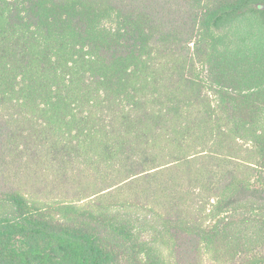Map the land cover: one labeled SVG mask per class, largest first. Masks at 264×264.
<instances>
[{
	"label": "trees",
	"instance_id": "obj_1",
	"mask_svg": "<svg viewBox=\"0 0 264 264\" xmlns=\"http://www.w3.org/2000/svg\"><path fill=\"white\" fill-rule=\"evenodd\" d=\"M264 264V0H0V264Z\"/></svg>",
	"mask_w": 264,
	"mask_h": 264
},
{
	"label": "rangeland",
	"instance_id": "obj_2",
	"mask_svg": "<svg viewBox=\"0 0 264 264\" xmlns=\"http://www.w3.org/2000/svg\"><path fill=\"white\" fill-rule=\"evenodd\" d=\"M208 264H212V263L209 262Z\"/></svg>",
	"mask_w": 264,
	"mask_h": 264
}]
</instances>
